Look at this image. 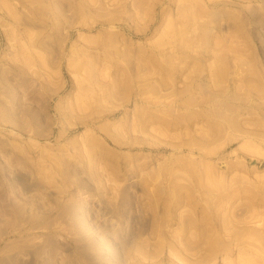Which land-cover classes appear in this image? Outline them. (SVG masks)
<instances>
[{"label": "rangeland", "instance_id": "rangeland-1", "mask_svg": "<svg viewBox=\"0 0 264 264\" xmlns=\"http://www.w3.org/2000/svg\"><path fill=\"white\" fill-rule=\"evenodd\" d=\"M0 264H264V0H0Z\"/></svg>", "mask_w": 264, "mask_h": 264}, {"label": "bare ground", "instance_id": "bare-ground-1", "mask_svg": "<svg viewBox=\"0 0 264 264\" xmlns=\"http://www.w3.org/2000/svg\"><path fill=\"white\" fill-rule=\"evenodd\" d=\"M14 122V121H13Z\"/></svg>", "mask_w": 264, "mask_h": 264}]
</instances>
